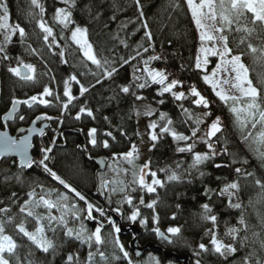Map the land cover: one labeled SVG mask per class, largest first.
<instances>
[{
	"label": "trees",
	"instance_id": "obj_1",
	"mask_svg": "<svg viewBox=\"0 0 264 264\" xmlns=\"http://www.w3.org/2000/svg\"><path fill=\"white\" fill-rule=\"evenodd\" d=\"M4 3L16 31L0 56L1 71L16 63L22 51L32 50L37 64L46 68L43 72L46 82L52 83V76L59 80V94L63 88L60 86L65 85V79L69 80L73 99L68 109L62 112L60 104L53 110L63 115L55 139L50 142L49 132L36 142L48 148L47 167L79 193L82 199L78 201L85 214L87 204L114 207L112 202L100 197L97 191L100 171L87 155H105L109 161L112 156L127 154L135 147L136 99L156 105L150 118L158 126L168 124L187 137L203 129L205 123H199L196 118L199 103L190 91L203 72L191 66L197 35L184 0H71L69 3L4 0ZM60 7L70 13L65 25L56 20ZM215 20L230 53L240 54L249 80L256 88L258 120L251 123H255L252 129L241 127L229 120L223 109L217 108L214 96L206 98L210 116L218 113L221 123L220 129L210 137L204 157L194 160L192 149L185 146L187 140L175 141L169 133L160 131L144 161L161 179L153 193L143 194L144 201H153L147 210L154 207L170 219L168 225L184 226L185 240L172 249L186 251L190 255L189 264H198L192 261L197 248L214 228V223L203 215L205 208L211 209L219 230L228 229L238 219L239 209L228 205L226 197L219 193L227 184L239 182L243 210L248 215L257 212L259 221L264 222V145L259 137L264 130V16L247 8H233L226 14L216 10ZM74 25L85 27L97 63L84 59L70 40ZM148 61L165 73L166 80L177 78L175 88L168 90L165 82L145 73L144 65ZM215 62L216 57H210L206 70ZM176 89H181L180 97H176ZM13 91L12 87H4L0 111L14 95ZM62 98L64 95L59 97ZM91 131L97 134L94 144L89 139ZM5 164L6 171L16 174V178L4 183L0 177V208L15 209L31 183L51 180L38 165L19 168L9 161ZM92 213L98 219H82L89 228L102 219L96 211ZM19 220L15 218L14 222ZM9 225L6 231L12 236L13 246L6 255L7 264H77L67 260L75 244L64 237L62 228L54 226L53 233H49L50 244L43 248L13 223ZM125 249L129 258L134 259L126 243ZM231 257L218 259L216 264H223ZM206 260L202 258V264ZM112 264H129V261L120 256Z\"/></svg>",
	"mask_w": 264,
	"mask_h": 264
},
{
	"label": "rangeland",
	"instance_id": "obj_2",
	"mask_svg": "<svg viewBox=\"0 0 264 264\" xmlns=\"http://www.w3.org/2000/svg\"><path fill=\"white\" fill-rule=\"evenodd\" d=\"M61 1L69 3L71 0ZM184 1L197 35L191 66L203 72L196 80V86L190 90L199 103L196 118L199 123H205L203 129L187 137L176 132L168 124L158 126L156 120L150 118L155 112L156 105L143 99H136L134 101V116L137 121L138 140L135 147L127 154L112 156L106 168L98 173L97 180V191L100 197L112 202V206L122 208L126 219L137 221L140 225H145L150 221L155 227L163 229L169 236V241L161 240V242L169 247L185 240L184 226L168 225L170 219L162 216L154 207L147 210V207L153 205V201H144L143 199L144 193H153L161 182L159 175L144 162L150 145L156 139L158 132L166 131L175 141L184 142L187 140L185 146L192 149L194 160L198 161L207 153L206 146L209 145V139L220 129L221 123L218 113L210 116L211 110L208 107L207 99L214 96L217 108L223 109L229 120L235 121L241 127L252 129L255 123L252 125L251 123L257 121L259 115L258 104L255 102L256 88L249 80L240 54L230 53L223 41L220 35L221 27L216 23L215 16L216 10L221 14H226L233 8L236 10L247 8L264 16V0ZM56 20L63 25L67 24L70 20L69 11L64 7L58 8ZM43 28L46 33L49 32L45 25ZM15 31L16 27L9 20L4 0H0V56L12 41ZM69 38L78 46L84 59L92 63L98 62L93 48L87 40L85 27L74 25L70 30ZM213 56L216 57V62L213 67L206 70V65L210 57ZM20 64H25L31 70L29 77L18 76ZM45 69L37 64L36 55L32 50L22 51L16 63L1 71L0 79L2 92L6 85L14 90V95L9 97V104L14 96L21 97L24 101L32 99V108L51 115L45 135L50 132V142H52L59 131L63 118L62 113L56 114L53 110L60 104L62 112L67 110L73 99V94L68 79H65L64 86H60L63 88L61 89L62 93L59 94V80L52 76V83L48 84L44 79ZM144 69L152 79L165 82L166 89L175 88L177 78H174L176 81L166 80L165 73L157 67H152L151 62L148 61L144 65ZM48 73L51 76L50 72ZM181 93V89L175 90L176 97H180ZM63 95L65 98L59 99ZM211 101L214 102V99ZM24 110H26L25 107ZM263 131L260 132L259 137L264 145ZM90 133H92L89 138L90 143L94 144L97 142V134L95 131ZM47 151L48 148L43 147L37 141L32 150L31 163L45 170L51 180H37L31 183L15 209L0 208L1 264L8 263L6 255L10 253L13 246L12 236L10 232L6 231V226H11L9 223H13L16 229L21 230L36 245L43 248L50 244L49 233H53L54 226L62 228L64 237L75 244L74 252L68 253L67 260L72 259L77 264L79 261L81 264H112L120 256L128 258L129 264H177L162 259L152 252H146L140 258H129L125 244L117 235L114 224L111 229H106V227L103 229L99 225L92 228L86 226L82 220L83 217L97 218L92 213V211H96L103 219H108L107 210L111 208V205L87 204L85 214L78 201L79 193L47 167ZM5 162L7 161L0 163V177L4 183H8L16 178V174L12 175L6 171ZM219 193L226 197L228 205L239 209L238 219L228 229L219 230L211 209L205 208L203 215L205 219L214 223V228L206 237L205 242L198 246L197 254L192 261L202 264L201 259L207 258L204 264H216L218 259L222 260L227 255H232L223 264H264V222L259 221L257 212L254 215L253 213L248 215L243 210L239 182L233 181L227 184L219 189ZM252 217L257 219L252 221ZM15 218H20V220L15 223ZM256 220L257 222H255Z\"/></svg>",
	"mask_w": 264,
	"mask_h": 264
},
{
	"label": "water",
	"instance_id": "obj_3",
	"mask_svg": "<svg viewBox=\"0 0 264 264\" xmlns=\"http://www.w3.org/2000/svg\"><path fill=\"white\" fill-rule=\"evenodd\" d=\"M31 75V70L25 65L20 64L18 66V76L27 78ZM0 92H1V79H0ZM30 102V100H28ZM18 101L13 100L10 107L2 114L3 120H9L13 117L17 110ZM46 123H41L37 128L34 126V122L28 124L25 131L18 137L15 134H11L7 128H0V162L3 158L13 156L16 158L17 167L26 168L30 165L32 154V138L33 136L40 135L43 131ZM87 158L94 161L97 170L102 171L106 168L108 159L105 155H87ZM106 184V183H105ZM65 186H67L65 184ZM112 217L109 219L116 221V227L118 233H131V237L128 240V248L133 252L136 258L143 256L146 249L158 250L161 253V257L177 264H189L190 255L186 251H176L170 248H163L159 244L153 241H146L141 244L138 240L141 228L134 222L123 223L120 216V210L113 207L111 209ZM157 234L163 235L165 239H169V236L163 233L162 230H158Z\"/></svg>",
	"mask_w": 264,
	"mask_h": 264
},
{
	"label": "flooded vegetation",
	"instance_id": "obj_4",
	"mask_svg": "<svg viewBox=\"0 0 264 264\" xmlns=\"http://www.w3.org/2000/svg\"><path fill=\"white\" fill-rule=\"evenodd\" d=\"M0 75H1V68H0ZM0 95H2V86H1ZM12 99L18 101L17 110H16L15 114L13 115V117L11 119H9V120H3L2 119V114L9 107V105H10L9 104V101L6 104V106H4L2 108V110L0 111V128L1 129L7 128L11 134H15L18 137L19 135H21L25 131L26 126L28 124H30V123L34 122V126L36 128L41 123H46V125L43 128L42 133L40 135L33 136V138H32V150H33L34 149V146H35V143H36V140L40 136H42V135H44L46 133V130L48 129V126H49V121H50L51 115L48 114V113H46V112H43V111H41L39 109L32 108V105H33V100L32 99H29L30 102H28V99L26 101H24L23 98H21V97L16 98V96H14ZM24 107L26 108V110L23 111V108ZM19 111H21V112L19 113ZM6 160L9 161L11 164L15 163L17 165L16 158L13 157V156L5 157V158H3L1 160V162L2 161H6ZM65 187H67V186H65ZM78 199H82V198L79 197ZM112 208L113 207H111L109 210H107V212L109 214V218L108 219H103L102 218L101 220H97L96 223H97V225L102 226L103 229H104V227H106V229H111L112 228V225L114 224L115 231H116L117 235L122 239V241L124 242V244L126 243V245L128 247V240L131 237V233H118L117 227H116V221L115 220L109 221V219L112 217V213H111V209ZM115 208H117L118 210H120V213L119 214L121 216V220H122L123 223H128V222L133 221V220H129V219L124 218V214H123L124 211H123L122 208H120V207H115ZM139 226L141 228V232H140V235H139L138 240H139V242L141 244H143L146 241H149L150 240V241H153V242L159 244L163 248H170V249H172V247H169L165 243L161 242V240H164L165 242H167V241H169V239L167 240V239L164 238L163 235H160L159 236L157 234L158 230H162L163 233L166 234L163 229L158 228V227H155L153 225V223L150 222V221L147 222V224H145V225H140L139 224ZM141 236H144V238H145L144 241H141V239H140ZM146 252H152L153 254H155V255H157V256H159L161 258V253L158 250H154V249H151L150 248V249H146L144 251V254Z\"/></svg>",
	"mask_w": 264,
	"mask_h": 264
}]
</instances>
